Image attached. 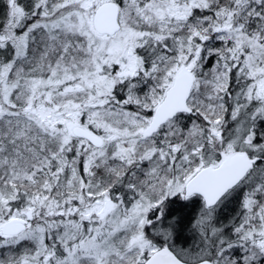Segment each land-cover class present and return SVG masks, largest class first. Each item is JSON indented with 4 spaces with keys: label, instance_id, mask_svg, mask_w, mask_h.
<instances>
[{
    "label": "snow or ice",
    "instance_id": "snow-or-ice-1",
    "mask_svg": "<svg viewBox=\"0 0 264 264\" xmlns=\"http://www.w3.org/2000/svg\"><path fill=\"white\" fill-rule=\"evenodd\" d=\"M0 264H264V0H0Z\"/></svg>",
    "mask_w": 264,
    "mask_h": 264
}]
</instances>
